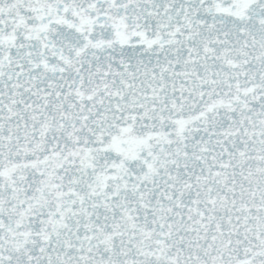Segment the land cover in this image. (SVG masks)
Here are the masks:
<instances>
[{
	"label": "snow or ice",
	"instance_id": "1",
	"mask_svg": "<svg viewBox=\"0 0 264 264\" xmlns=\"http://www.w3.org/2000/svg\"><path fill=\"white\" fill-rule=\"evenodd\" d=\"M0 264H264V0H0Z\"/></svg>",
	"mask_w": 264,
	"mask_h": 264
}]
</instances>
